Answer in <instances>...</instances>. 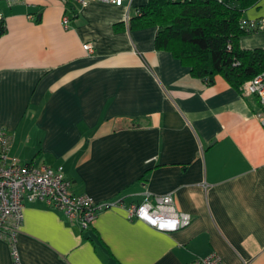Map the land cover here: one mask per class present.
<instances>
[{
    "label": "crops",
    "instance_id": "1",
    "mask_svg": "<svg viewBox=\"0 0 264 264\" xmlns=\"http://www.w3.org/2000/svg\"><path fill=\"white\" fill-rule=\"evenodd\" d=\"M148 1L0 0V133L23 164L62 167L76 195L129 206L174 194L192 224L161 232L113 208L83 230L46 202H26L23 264H190L212 253L264 264L260 102L158 50V28L132 22ZM260 18L264 0L244 20ZM241 45L264 48V32ZM0 264H13L2 237Z\"/></svg>",
    "mask_w": 264,
    "mask_h": 264
},
{
    "label": "built area",
    "instance_id": "2",
    "mask_svg": "<svg viewBox=\"0 0 264 264\" xmlns=\"http://www.w3.org/2000/svg\"><path fill=\"white\" fill-rule=\"evenodd\" d=\"M12 4L16 0H5ZM85 8L91 2L103 1L123 6L132 0H65ZM4 16L0 13V22ZM63 26L68 29L71 16H63ZM242 24L254 33L264 32V18L244 20ZM84 49L94 53L91 43ZM244 97L258 98L261 109L258 117L264 126V71L246 81L242 86ZM12 137L7 131L0 133V237L11 247L13 264H23L18 249V237L25 220L26 202L43 201L50 207L63 211L70 220L77 221L83 230L90 229L99 214L113 208H124L129 220H139L161 232H176L192 224L190 214L181 211L174 194H148L139 203L126 206L122 201L96 202L87 195H76L72 191V181L67 178L62 167L23 164L18 157L11 155ZM190 264H225L216 253L199 258Z\"/></svg>",
    "mask_w": 264,
    "mask_h": 264
},
{
    "label": "trees",
    "instance_id": "3",
    "mask_svg": "<svg viewBox=\"0 0 264 264\" xmlns=\"http://www.w3.org/2000/svg\"><path fill=\"white\" fill-rule=\"evenodd\" d=\"M260 0H149L133 19L140 28L157 27L155 45L191 68L192 75L213 85L217 76L241 89L264 71V48L245 49L242 37L256 34L242 22ZM6 31L0 22V36Z\"/></svg>",
    "mask_w": 264,
    "mask_h": 264
}]
</instances>
